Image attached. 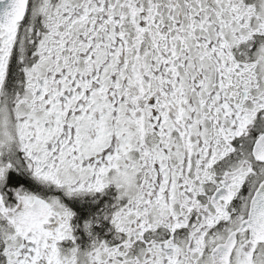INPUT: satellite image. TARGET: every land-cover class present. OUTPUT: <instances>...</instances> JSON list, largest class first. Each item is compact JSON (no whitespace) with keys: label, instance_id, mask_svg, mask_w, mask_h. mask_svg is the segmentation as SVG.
Instances as JSON below:
<instances>
[{"label":"snow or ice","instance_id":"1","mask_svg":"<svg viewBox=\"0 0 264 264\" xmlns=\"http://www.w3.org/2000/svg\"><path fill=\"white\" fill-rule=\"evenodd\" d=\"M0 264H264V0H0Z\"/></svg>","mask_w":264,"mask_h":264}]
</instances>
